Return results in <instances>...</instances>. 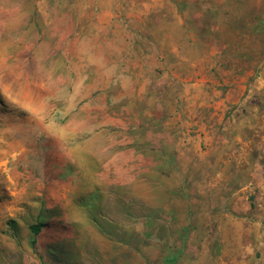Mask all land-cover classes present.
<instances>
[{
  "label": "rangeland",
  "instance_id": "obj_1",
  "mask_svg": "<svg viewBox=\"0 0 264 264\" xmlns=\"http://www.w3.org/2000/svg\"><path fill=\"white\" fill-rule=\"evenodd\" d=\"M0 264H264V0H0Z\"/></svg>",
  "mask_w": 264,
  "mask_h": 264
},
{
  "label": "trees",
  "instance_id": "obj_2",
  "mask_svg": "<svg viewBox=\"0 0 264 264\" xmlns=\"http://www.w3.org/2000/svg\"><path fill=\"white\" fill-rule=\"evenodd\" d=\"M40 231H41V225H34L31 227V232L35 236L38 235L40 233Z\"/></svg>",
  "mask_w": 264,
  "mask_h": 264
}]
</instances>
